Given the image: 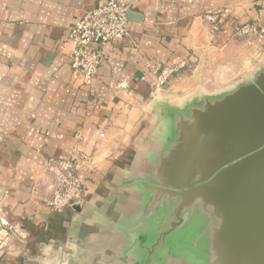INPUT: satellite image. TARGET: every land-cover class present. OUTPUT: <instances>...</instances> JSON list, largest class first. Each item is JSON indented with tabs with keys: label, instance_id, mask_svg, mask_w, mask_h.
Returning <instances> with one entry per match:
<instances>
[{
	"label": "crops",
	"instance_id": "crops-1",
	"mask_svg": "<svg viewBox=\"0 0 264 264\" xmlns=\"http://www.w3.org/2000/svg\"><path fill=\"white\" fill-rule=\"evenodd\" d=\"M102 1L0 0V264H245L212 196H188L215 166L190 156L201 117L264 74V39L235 37L264 27V5L119 0L128 36L102 47L86 85L67 37ZM181 61L157 92L162 67ZM50 157L80 160L82 205L54 211L30 193Z\"/></svg>",
	"mask_w": 264,
	"mask_h": 264
},
{
	"label": "water",
	"instance_id": "water-1",
	"mask_svg": "<svg viewBox=\"0 0 264 264\" xmlns=\"http://www.w3.org/2000/svg\"><path fill=\"white\" fill-rule=\"evenodd\" d=\"M199 123L203 149L190 159L215 167L188 196L205 190L216 203L229 205L226 248L241 252L245 264H264V74L209 109ZM220 182L224 185L215 187Z\"/></svg>",
	"mask_w": 264,
	"mask_h": 264
},
{
	"label": "built area",
	"instance_id": "built-area-1",
	"mask_svg": "<svg viewBox=\"0 0 264 264\" xmlns=\"http://www.w3.org/2000/svg\"><path fill=\"white\" fill-rule=\"evenodd\" d=\"M255 1L264 5V0ZM229 14L230 9L222 7L206 13L204 18L207 22L215 23ZM128 23V5L119 0H105L86 11L71 29L67 37L74 44L70 66L86 85H91L99 73L104 59L102 47L117 45L127 37ZM235 37L261 42L264 39V27L255 21L247 22L237 28ZM186 66V61L164 65L157 74L155 90H162ZM76 135L81 136L80 131ZM79 161L74 157L48 158L42 165V177L32 185L30 193L54 211L82 205L86 198L78 172Z\"/></svg>",
	"mask_w": 264,
	"mask_h": 264
},
{
	"label": "rangeland",
	"instance_id": "rangeland-1",
	"mask_svg": "<svg viewBox=\"0 0 264 264\" xmlns=\"http://www.w3.org/2000/svg\"><path fill=\"white\" fill-rule=\"evenodd\" d=\"M212 146H213L212 151L214 153H216L217 156H218V154L220 155V152L218 151L217 145H216V143H215L214 140L212 142ZM223 185H224V183L223 182H220V183L216 184L215 187H220V186L222 187ZM208 206L210 207V205H208ZM214 209L218 211V212L215 213V216L216 217H218V216L221 217V221H223L224 219L225 220H228V221L230 219H232V217H231L232 213L230 212V206L229 205L224 204L223 202H221V204L220 203H217V205H215V208ZM225 232H226V229H225V227L222 226V233L225 234Z\"/></svg>",
	"mask_w": 264,
	"mask_h": 264
}]
</instances>
